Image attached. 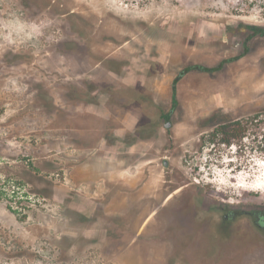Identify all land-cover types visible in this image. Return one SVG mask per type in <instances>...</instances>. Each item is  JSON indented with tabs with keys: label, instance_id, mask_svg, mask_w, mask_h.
<instances>
[{
	"label": "rangeland",
	"instance_id": "1",
	"mask_svg": "<svg viewBox=\"0 0 264 264\" xmlns=\"http://www.w3.org/2000/svg\"><path fill=\"white\" fill-rule=\"evenodd\" d=\"M250 26L245 0H0V264H168L174 189L264 207V157L201 138L215 109L264 107Z\"/></svg>",
	"mask_w": 264,
	"mask_h": 264
},
{
	"label": "flooded vegetation",
	"instance_id": "2",
	"mask_svg": "<svg viewBox=\"0 0 264 264\" xmlns=\"http://www.w3.org/2000/svg\"><path fill=\"white\" fill-rule=\"evenodd\" d=\"M250 28L258 31L257 27ZM172 192L176 189L162 203L168 226L164 238L175 247L168 264H245V223L237 219L246 215L256 230L264 229V220L251 214L255 209L245 211L224 203L202 205L195 194L181 195L166 206Z\"/></svg>",
	"mask_w": 264,
	"mask_h": 264
},
{
	"label": "trees",
	"instance_id": "3",
	"mask_svg": "<svg viewBox=\"0 0 264 264\" xmlns=\"http://www.w3.org/2000/svg\"><path fill=\"white\" fill-rule=\"evenodd\" d=\"M245 4L256 6L264 15V0H245ZM260 33H264V28L257 27ZM206 70L199 65L189 67ZM173 81L171 91L172 106L177 104L176 80ZM168 118L169 115H164ZM205 129L208 132L202 135V139L207 144H216L229 147L231 145H239L245 139V155L249 159L256 154L258 157H264V107H259L245 117L234 115L231 111L224 112L221 109H215L204 119ZM255 219L264 220V207H258L251 212Z\"/></svg>",
	"mask_w": 264,
	"mask_h": 264
},
{
	"label": "water",
	"instance_id": "4",
	"mask_svg": "<svg viewBox=\"0 0 264 264\" xmlns=\"http://www.w3.org/2000/svg\"><path fill=\"white\" fill-rule=\"evenodd\" d=\"M170 126H171V122H170L169 120H166V121L164 122V127H165V128H169ZM166 163H167V161L164 160V161H163V165L166 166Z\"/></svg>",
	"mask_w": 264,
	"mask_h": 264
},
{
	"label": "bare ground",
	"instance_id": "5",
	"mask_svg": "<svg viewBox=\"0 0 264 264\" xmlns=\"http://www.w3.org/2000/svg\"><path fill=\"white\" fill-rule=\"evenodd\" d=\"M254 187H257V186H254Z\"/></svg>",
	"mask_w": 264,
	"mask_h": 264
}]
</instances>
